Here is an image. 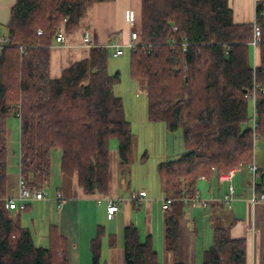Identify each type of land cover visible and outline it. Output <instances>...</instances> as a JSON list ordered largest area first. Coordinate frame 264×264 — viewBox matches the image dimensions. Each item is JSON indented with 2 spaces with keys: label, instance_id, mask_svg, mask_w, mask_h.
<instances>
[{
  "label": "trees",
  "instance_id": "trees-1",
  "mask_svg": "<svg viewBox=\"0 0 264 264\" xmlns=\"http://www.w3.org/2000/svg\"><path fill=\"white\" fill-rule=\"evenodd\" d=\"M103 1L110 0H16L12 6L10 41L0 50V264H70L68 238L56 226L49 227L48 246H41L23 225L22 211L31 201L23 210L5 206L12 114L20 119V172L29 188L48 185L56 147L62 150V171L76 174L87 193L108 192L112 139L118 141L119 167L131 164L132 124L114 91L121 77L109 71L110 47L91 46L88 58L58 78L50 75L58 32L80 29L89 8ZM255 25L261 31L256 47ZM134 28L130 75L146 82L148 119L182 132L184 151L161 161L157 170L166 198H172L164 207L165 244L174 264H184L179 223L189 204L181 198L196 194L200 178L219 180L221 172L254 161L256 141L264 138V0L256 1L254 20L245 23L235 22L230 0H142ZM255 85L254 131V103L246 95ZM259 175L255 190L264 192V170ZM101 235L99 227L91 264H102ZM124 258L125 264H162L151 235L142 240L134 223L124 230ZM201 264H247V240L232 237L230 225L218 221Z\"/></svg>",
  "mask_w": 264,
  "mask_h": 264
},
{
  "label": "crops",
  "instance_id": "crops-1",
  "mask_svg": "<svg viewBox=\"0 0 264 264\" xmlns=\"http://www.w3.org/2000/svg\"><path fill=\"white\" fill-rule=\"evenodd\" d=\"M256 1L230 0L236 23L254 20ZM15 2L16 0H0V34L7 31L11 9ZM141 4L142 0H110L94 3L82 19L80 29L65 31L66 40L64 42L54 40L51 45V77H60L63 69L90 56L91 47L83 43L82 33L86 28L91 31L94 45L107 46L115 30L122 32V41L126 43L129 32L126 30L125 10L132 7L140 15ZM127 47L124 45V55L127 54ZM110 53L114 56L111 48ZM251 61L254 65L258 62L257 49L254 47L251 48ZM11 116L7 122L8 137L12 133L15 138L16 122L15 119L12 121ZM17 126L20 133L19 117ZM11 140L14 151L13 153L10 151L9 138V158L11 159V154L17 156H14L15 162H12V165L8 161L9 195H15L21 178L20 136L18 135L19 149L15 148L12 135ZM259 144L254 160L264 167V140H260ZM57 149L51 155V178L47 185L48 190L44 189L46 197L31 201L30 207L21 215L23 225L31 229L37 245L48 246L49 227L54 225L61 235L68 238L70 264H91V242L101 227V263L125 264L124 230L126 226L134 223L139 228L142 240L151 235L153 247L162 264H174V254L167 249L164 238L166 217L164 202L167 197L164 190H162L163 195L158 196L159 199H156L158 201H155L143 185L140 187L132 185L131 175L127 179L119 176L118 151L117 148L112 150L110 147L108 192L87 193L79 184L76 174L68 175L62 171V150L59 147ZM260 180L262 178L258 175L255 181L260 182ZM233 183L236 196L227 205L219 200L227 191V181H220L216 176L199 179L198 190L203 196L212 199V202L208 207L186 206L185 213L180 218L178 255L179 260L184 264L202 263L204 251L213 242L214 225L222 221L223 217L225 222H232L230 224L232 237H244L247 240V264H264V201L253 203L250 200L254 188L253 177L247 165L235 173ZM135 189H145L147 196L139 202L130 200V193ZM57 193L62 194L60 199L56 198ZM110 196L124 198L119 210L111 217L107 212V198ZM226 209L229 214H226Z\"/></svg>",
  "mask_w": 264,
  "mask_h": 264
},
{
  "label": "rangeland",
  "instance_id": "rangeland-1",
  "mask_svg": "<svg viewBox=\"0 0 264 264\" xmlns=\"http://www.w3.org/2000/svg\"><path fill=\"white\" fill-rule=\"evenodd\" d=\"M126 30L129 32L128 24ZM130 49L131 47L129 46L126 48L127 54L125 55L113 56L110 53L109 57L110 73L117 71L120 73L121 79L114 85V91L116 95L123 99L125 113L131 121L134 136L131 164L124 170L119 167L118 162V174L119 176H126V179L131 175L132 185L137 187L143 185L147 189L150 197L158 201L156 200L159 199L158 196L163 195L157 170L158 163L169 157L176 158L184 151L182 132L181 130L175 132L168 131L164 121L156 122L148 119L147 85L144 80H135L130 75ZM11 119L12 121L15 119L16 122L15 138L12 133L9 136L10 151L13 153L14 149H12L11 135L12 139H14L13 141H15V148L19 149L18 135L20 136V133L17 126L18 116L12 115ZM260 140H264V138H259L256 141L255 152L257 146H260ZM110 147L112 150L118 147L117 139L111 140ZM57 148H54L52 152L58 150ZM10 156L9 163L12 165L15 162L13 158L17 155L11 154ZM46 189L48 190L47 186L45 187ZM225 212L229 214L227 209ZM220 222L230 225V223L224 221V217Z\"/></svg>",
  "mask_w": 264,
  "mask_h": 264
},
{
  "label": "built area",
  "instance_id": "built-area-1",
  "mask_svg": "<svg viewBox=\"0 0 264 264\" xmlns=\"http://www.w3.org/2000/svg\"><path fill=\"white\" fill-rule=\"evenodd\" d=\"M125 21L129 25V40L126 43H123L122 32L118 31L112 34L111 40L109 41V44L107 45L113 50L114 56H118L124 53L123 51L124 45L133 47L138 38V33L134 28L135 22H136V10L134 8L129 7L125 10ZM38 32L42 33V30H39ZM82 34H83V43L89 47L94 46L93 37H92L90 29L86 28ZM260 34H261V31H260L259 26L255 25V38L252 42L255 47L257 43L259 42ZM65 40H66V32L64 29H61L56 35V41L64 42ZM9 41L10 39L6 33L0 34V50L5 44L9 43ZM257 88L259 89V86L255 85L251 94L246 95L254 103L253 105L254 106V110H253L254 116L252 120V127L254 131L257 128V124H258L256 120L257 116H256V110H255ZM263 92H264V89H263ZM247 167L253 177L254 190L250 197V200L253 203L264 201V192H257L255 190V179L259 175V173L262 170H264V167L257 164L255 160L248 163ZM237 171H238V167H233L230 170L221 172L219 174L220 181L228 182L226 193L221 198H219L220 201L226 203L227 205H229L230 202L234 200L236 196V189L233 183V177ZM146 196H147V191L145 189H138V190H133L130 193L129 199L132 201L139 202L143 200ZM45 197H46V194L44 190L29 188L24 184V180L20 178L17 193L15 195H10L5 198V206L11 210H17V209L23 210L27 206L28 202L33 201V200L44 199ZM61 197H62L61 193L56 194L57 199H60ZM107 199H108L107 212H108V216L111 217L119 210L120 204L123 202L124 198L118 197V196H113V197L110 196ZM181 199L184 202L194 207H197V206L208 207L212 202V199H210L209 197L203 196L199 190H197L196 194L193 197L189 198L185 196V197H182ZM171 202H172V198H166L164 207H167Z\"/></svg>",
  "mask_w": 264,
  "mask_h": 264
},
{
  "label": "bare ground",
  "instance_id": "bare-ground-1",
  "mask_svg": "<svg viewBox=\"0 0 264 264\" xmlns=\"http://www.w3.org/2000/svg\"><path fill=\"white\" fill-rule=\"evenodd\" d=\"M130 47V46H129ZM123 51H124V48H123Z\"/></svg>",
  "mask_w": 264,
  "mask_h": 264
},
{
  "label": "water",
  "instance_id": "water-1",
  "mask_svg": "<svg viewBox=\"0 0 264 264\" xmlns=\"http://www.w3.org/2000/svg\"><path fill=\"white\" fill-rule=\"evenodd\" d=\"M246 91V90H245Z\"/></svg>",
  "mask_w": 264,
  "mask_h": 264
}]
</instances>
